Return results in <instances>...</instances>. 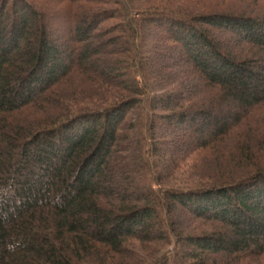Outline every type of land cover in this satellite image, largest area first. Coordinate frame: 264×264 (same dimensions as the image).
Instances as JSON below:
<instances>
[{"label":"trees","instance_id":"16d2710c","mask_svg":"<svg viewBox=\"0 0 264 264\" xmlns=\"http://www.w3.org/2000/svg\"><path fill=\"white\" fill-rule=\"evenodd\" d=\"M263 258L264 0H0V264Z\"/></svg>","mask_w":264,"mask_h":264},{"label":"rangeland","instance_id":"374dc122","mask_svg":"<svg viewBox=\"0 0 264 264\" xmlns=\"http://www.w3.org/2000/svg\"><path fill=\"white\" fill-rule=\"evenodd\" d=\"M52 26V25H51ZM48 27V31H51V32H53L55 29L57 30H59V33L61 34L60 36H62L63 35V33H62V30H61V28H62V25H55V27ZM63 29V28H62ZM58 36V35H57ZM220 39V38H219ZM221 40V39H220ZM245 264H264V258L263 259H261V262H259V263H256V262H247V263H245Z\"/></svg>","mask_w":264,"mask_h":264}]
</instances>
